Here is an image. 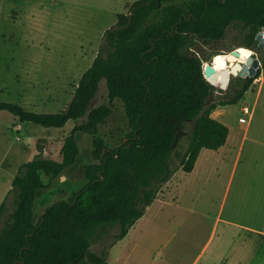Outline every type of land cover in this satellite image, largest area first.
I'll list each match as a JSON object with an SVG mask.
<instances>
[{"label":"trees","instance_id":"1","mask_svg":"<svg viewBox=\"0 0 264 264\" xmlns=\"http://www.w3.org/2000/svg\"><path fill=\"white\" fill-rule=\"evenodd\" d=\"M234 23L247 31L246 46L259 43L264 0H134L105 30L92 65L65 109L34 111L0 101V110L21 122L63 127L77 121L64 137L59 157L44 154L46 140L41 138L38 153L15 174L0 204V264H107L109 250L97 252L93 244L111 237V247L123 239L177 170L191 172L203 148L218 149L227 142L229 126L212 111L245 95L264 68V58L255 75L232 74L236 82L228 91L206 77L203 58L191 49L196 39L224 38ZM103 79L110 102L122 99L129 120V130L117 146L98 135L112 106L91 107ZM217 90L224 97L207 105ZM189 124L182 150L178 128ZM79 131L93 135L95 162L85 166L88 181L35 220L37 193L50 186L43 175L57 177L75 162ZM175 156L179 165L174 166Z\"/></svg>","mask_w":264,"mask_h":264},{"label":"rangeland","instance_id":"2","mask_svg":"<svg viewBox=\"0 0 264 264\" xmlns=\"http://www.w3.org/2000/svg\"><path fill=\"white\" fill-rule=\"evenodd\" d=\"M133 1L0 0V101L20 103L34 111L65 109L81 76L92 65L105 30ZM248 41L247 31L234 23L224 38L196 39L191 50L203 58L204 66H215L217 86L229 91L236 80L226 57ZM250 48L252 56L263 60L264 45L253 43ZM261 66L262 62L257 71ZM224 94L213 92L207 105ZM102 103L112 106V114L100 125L98 135L117 146L129 130V120L122 99L110 102L104 79L91 107ZM212 116L229 126L227 142L218 149L203 148L194 171L177 170L178 184L173 178L163 184L158 197L123 240L111 247V237L93 244L97 252L109 250L108 264H173V251L184 264L199 255L220 215L257 229L242 233V254L236 263L264 264V68L238 102L219 105ZM76 122L45 127L21 122L13 113L0 110V204L21 164L38 153V141L46 140L44 154L59 157L63 139ZM190 130V124L178 128L182 150ZM76 137L80 152L75 162L57 177L43 175L50 186L37 193L35 220L50 204L70 198L88 181L85 166L95 162L93 135L79 131ZM172 164L179 165V157L175 156ZM9 205L12 208L11 201ZM225 227L221 223L214 243ZM175 231L178 235L173 241ZM228 262L233 263V258Z\"/></svg>","mask_w":264,"mask_h":264},{"label":"crops","instance_id":"3","mask_svg":"<svg viewBox=\"0 0 264 264\" xmlns=\"http://www.w3.org/2000/svg\"><path fill=\"white\" fill-rule=\"evenodd\" d=\"M195 168H196V165H195ZM194 169L192 171H194ZM175 174H176V172H175ZM175 174L173 175L172 178H173V181H177L176 183L178 184L179 180L176 179L177 177L175 176ZM172 178H171V180H172ZM171 180H169V181H171ZM176 196H177V194H176ZM203 222H205V221H203ZM221 223L225 224L226 227L222 229V235L220 236V239H218V241L216 243H214L215 238H216V234L219 231ZM231 225L234 226V230H232ZM248 229H250L249 231H253V230L256 231L257 230L255 227L252 226V224H250V226H249L246 222H241V221L240 222H237V221L232 222L230 219L224 218L220 215L218 218H215L214 225L212 228L213 231H212L209 239L205 243V245L202 247V250L199 253V255L192 260L185 261L184 264H240V263H236V258L241 257V254H242L241 253V251H242V233L243 232H249ZM177 235H178V233H177V231H175L173 233V241ZM123 239H120V240H123ZM174 249H176V248H175L174 242H173V250ZM180 256L182 258H185V255H183V254H181ZM231 258H233V263L228 262L231 260ZM108 263H109V261H108ZM173 264H181L178 262L176 254L174 251H173Z\"/></svg>","mask_w":264,"mask_h":264},{"label":"water","instance_id":"4","mask_svg":"<svg viewBox=\"0 0 264 264\" xmlns=\"http://www.w3.org/2000/svg\"><path fill=\"white\" fill-rule=\"evenodd\" d=\"M257 37L259 39V44L264 45V30L260 31ZM234 52L237 53L236 50ZM251 58H252V65L251 66H249L247 69L244 66V67L240 68L239 70H235V72H232V73L242 75V76H246V75L253 76V75H255L257 72V68L261 64V60L258 57H254V56H252ZM204 71H205L206 77L210 81H212L215 84L218 83V81L216 80L215 66L213 64L206 63L204 66Z\"/></svg>","mask_w":264,"mask_h":264},{"label":"bare ground","instance_id":"5","mask_svg":"<svg viewBox=\"0 0 264 264\" xmlns=\"http://www.w3.org/2000/svg\"><path fill=\"white\" fill-rule=\"evenodd\" d=\"M237 51L235 53L234 51ZM230 52L227 55V60L230 65V70L235 72V70H239L242 67H246V69L252 65V55L254 54V50L250 47L240 45L237 48Z\"/></svg>","mask_w":264,"mask_h":264},{"label":"built area","instance_id":"6","mask_svg":"<svg viewBox=\"0 0 264 264\" xmlns=\"http://www.w3.org/2000/svg\"><path fill=\"white\" fill-rule=\"evenodd\" d=\"M249 109H250L249 107H246V108H245V110H246L247 112L249 111Z\"/></svg>","mask_w":264,"mask_h":264}]
</instances>
